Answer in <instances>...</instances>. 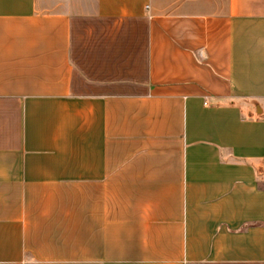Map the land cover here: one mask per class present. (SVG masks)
Here are the masks:
<instances>
[{"label": "crops", "instance_id": "crops-1", "mask_svg": "<svg viewBox=\"0 0 264 264\" xmlns=\"http://www.w3.org/2000/svg\"><path fill=\"white\" fill-rule=\"evenodd\" d=\"M0 264H264V0H0Z\"/></svg>", "mask_w": 264, "mask_h": 264}]
</instances>
